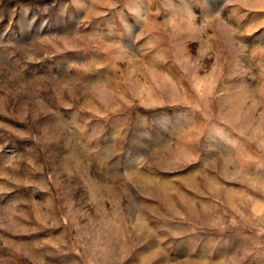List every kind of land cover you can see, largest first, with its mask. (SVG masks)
Returning <instances> with one entry per match:
<instances>
[{
	"label": "rangeland",
	"instance_id": "1",
	"mask_svg": "<svg viewBox=\"0 0 264 264\" xmlns=\"http://www.w3.org/2000/svg\"><path fill=\"white\" fill-rule=\"evenodd\" d=\"M0 264H264V0H0Z\"/></svg>",
	"mask_w": 264,
	"mask_h": 264
}]
</instances>
